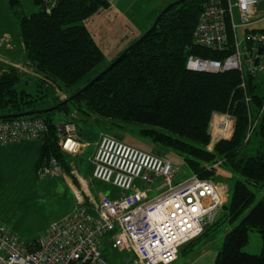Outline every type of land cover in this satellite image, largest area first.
Masks as SVG:
<instances>
[{"label": "trees", "instance_id": "obj_1", "mask_svg": "<svg viewBox=\"0 0 264 264\" xmlns=\"http://www.w3.org/2000/svg\"><path fill=\"white\" fill-rule=\"evenodd\" d=\"M6 1L18 21V35L32 70L26 74L10 67L0 73V116L57 107L32 116L43 119L49 128L41 141L37 170L54 158L70 173V156L60 150L59 140L61 125L74 124V114L83 120L110 121L117 129L129 128L139 138L175 153L202 179L228 183L236 178L232 186L226 185L228 203L203 234L221 222L236 224L224 235L215 264H264V195L258 194L264 190L263 79L248 71L205 73L186 67L190 57L223 62L234 55L235 36L228 18L223 50L196 46L193 32L203 0H187L169 10L145 40L87 86L123 52L102 66L105 55L83 24L107 9L111 0H60L49 13L42 0H31L38 7L31 14L21 10L20 0ZM247 32L264 33V29L245 28ZM244 43L250 50V44ZM56 113L64 117L63 123L54 121ZM223 114L233 118L232 135L217 140L209 150L210 121ZM218 160L232 177L206 169ZM249 231L260 235L258 255L242 251Z\"/></svg>", "mask_w": 264, "mask_h": 264}, {"label": "built area", "instance_id": "obj_2", "mask_svg": "<svg viewBox=\"0 0 264 264\" xmlns=\"http://www.w3.org/2000/svg\"><path fill=\"white\" fill-rule=\"evenodd\" d=\"M42 1L49 13L60 0ZM257 4L258 0H203L193 32L194 45L223 50L227 44V17L235 36V53L223 62L190 57L187 69L205 73L248 71L259 74L264 82V33L247 32L242 39L236 33L238 28L250 27ZM244 42L250 44V50H242ZM258 50L261 54L254 67ZM233 122L229 114L216 116L210 124L211 141L229 139ZM48 133L47 124L38 117L0 120V147L43 141ZM85 145L72 124L61 125L59 148L64 154L79 155ZM88 161L93 167L92 179L113 187L115 196L74 191L73 210L33 241H21L0 224V264H109L101 252L105 239L111 249L126 255L124 264H172L179 249L212 226L228 203L225 184L193 173L175 181L177 167L171 160L107 133L101 134ZM222 163L218 160L206 169L218 173ZM36 174L46 180L60 177L64 171L56 159L50 158ZM70 175L79 179L72 167Z\"/></svg>", "mask_w": 264, "mask_h": 264}, {"label": "crops", "instance_id": "obj_3", "mask_svg": "<svg viewBox=\"0 0 264 264\" xmlns=\"http://www.w3.org/2000/svg\"><path fill=\"white\" fill-rule=\"evenodd\" d=\"M171 1L173 0H111L109 7L98 14L99 20H97V24H108L109 26L117 24L120 28L119 31L122 36L119 38V41L113 45V51L115 52L118 50L115 56L119 52L125 50L132 40L141 37V35H143V33H145V31L150 27L153 15L161 9H164V7ZM256 16L257 14L255 13L251 19V25L253 23L260 22L256 19ZM104 21L107 23H103ZM18 33L19 29L17 19L10 12L7 1L0 0V73L6 71L10 67H14L19 69L21 73L31 74L32 69L25 59L23 46ZM123 44L124 46L121 47ZM109 54H111V52H109ZM215 115H217V113L213 116ZM59 123L62 122L60 121ZM209 132L211 135L210 128ZM77 136L79 137V135ZM85 144H87L85 145V148H88L89 143ZM96 144L93 150L91 148V154L88 158H86V160L94 155ZM210 144H213V142L211 141ZM40 148V140L0 147V224L6 226L7 228L10 223L8 219H6L5 211L1 202L8 199L9 195L13 192L21 193L22 190L29 193L31 191V194H33L32 197H37L38 199L41 195H45V190L47 189L53 193L55 203L61 205L67 214L74 208H72L74 191L84 190L85 192L92 194L91 189L93 181L97 180L92 179V177L89 179L82 177L78 166L72 160V158L77 156H84L85 153H83V151L85 149L79 155L73 157L70 156L69 167L76 170L79 179L70 175V173L64 172V174L60 177L40 180L36 174ZM159 155L160 157H169L182 162V160L176 157L173 152L169 155L158 154L157 156ZM60 189H62L63 193L58 196L56 195V192ZM116 193L117 191L113 190L108 193V196L113 197ZM38 201L40 202L39 199ZM62 213L64 212L62 211ZM65 213L60 217L62 218L64 215H67ZM10 232L13 231L10 230ZM210 232L211 231L203 234L191 245L183 247L184 249L181 248V252L179 253L177 260L172 264H215L217 256L216 253L220 250L213 251L211 249V244L215 240L217 241V239L220 241L222 236L224 238L226 232L218 238L214 236L215 233L212 234ZM13 234L16 235L14 232ZM185 248L189 250L185 251ZM209 252H211L212 255L209 254Z\"/></svg>", "mask_w": 264, "mask_h": 264}, {"label": "rangeland", "instance_id": "obj_4", "mask_svg": "<svg viewBox=\"0 0 264 264\" xmlns=\"http://www.w3.org/2000/svg\"><path fill=\"white\" fill-rule=\"evenodd\" d=\"M20 2H21V10H23L25 14H31L38 10V7L35 6L31 0H20ZM104 10L105 9L100 10L96 15H94L93 17H91L90 19L86 20L83 23L88 29V31L91 33L97 45L104 52L106 59L102 66L106 65L107 62H109V60H111L112 57H115V54L118 50L114 52L113 45L117 43L119 41V38L122 36L121 32L119 31L120 28L117 26V24H112L110 26L108 24L106 25L97 24V20H99L98 14ZM255 13L257 14L256 19L261 21L250 25V27L248 28L249 31L264 29V0H259V4L256 6ZM235 22L238 23L237 17H235ZM103 23H107V22L104 21ZM236 33L238 37L241 39L245 34V29L238 28ZM122 46H124V44L121 45V47ZM245 47L246 44L243 43L242 49H245ZM109 52H111V54H109ZM52 118L56 122H60V121L62 123L64 122V117L59 113L53 115ZM72 118L75 119L74 120L75 123L72 125L74 126L77 135H79L80 137L79 140L84 144L89 143V147L85 148V150L83 151V153H85L84 156H77L75 158H72L73 162L78 166L80 175L86 179H89L91 177L93 170V167L90 165L89 161L86 160V158H88L89 155L91 154V148L92 150L93 148H95L94 146L99 141L102 133H107L108 135L114 137L115 139H118L122 142H126L131 146L143 149L151 154L169 155L172 153V151L164 149L159 145H155L147 139L139 138L137 133L135 131L129 130V128L128 129L114 128L111 125L110 121L101 120L98 117L84 118L83 120V118H80V116L76 114H74ZM213 135L216 138H220V136L216 131H213ZM176 157L180 159L179 156L176 155ZM168 159L171 161L177 160V159H171L169 157ZM174 163L173 164L176 167H178L175 181L179 182L191 175V171L189 170V168H187V166L183 162H179L177 160ZM219 174H225L227 176L232 177L229 171H227L225 168L221 169ZM235 180L236 178L234 177L230 181L228 180V183L222 179H220L218 182H222L225 185L229 184L230 186H232ZM156 184L157 183H155L154 186ZM139 187L142 189V186ZM250 189L254 190V188L252 187ZM113 190L115 189L108 184H105L100 181H93L91 192H92V196H97L99 193L108 196V193ZM62 193H63L62 189H60L56 192V195L60 196L62 195ZM258 194L260 197H262L264 195V190L263 189L259 190ZM32 196L33 194H31V191L29 193H26L25 191L21 190V193L13 192L9 195L8 199L1 202V205L3 206L5 211L6 219H8L10 223L8 228L17 235V236L15 235L16 237H18L21 241L24 242L38 239L45 232L44 231L42 233V231L45 228H47L51 223L55 222L56 220L57 221L60 220L61 218L60 216L66 212L61 205L55 203L53 193L47 189L45 190V195H41L40 197H38L40 202L38 201L37 197H32ZM258 199L259 198H256V201ZM72 204L71 205L73 208L75 206L74 199ZM62 211L64 213H62ZM235 225L236 224L232 225L221 222L220 225L218 224L215 225V227L211 229L210 233L212 234L215 233L214 236L218 238L222 236L224 232H228L229 230H231ZM222 241H223V236L220 241L217 239V241L215 240L211 244L212 247L211 249L213 251L220 250ZM185 246L186 245L182 246V248ZM261 246L262 243H261L260 235L256 231H249L248 243L243 247L242 251L247 254L258 255L261 252ZM186 250L187 248H185V251ZM101 252L103 253V257L109 264H124L123 262L125 260L126 255L124 253H119L111 249L106 243V239L104 240V245L101 247ZM209 254L212 255L211 252H209Z\"/></svg>", "mask_w": 264, "mask_h": 264}, {"label": "water", "instance_id": "obj_5", "mask_svg": "<svg viewBox=\"0 0 264 264\" xmlns=\"http://www.w3.org/2000/svg\"><path fill=\"white\" fill-rule=\"evenodd\" d=\"M187 0H176L173 1L171 3H169L168 5H166L164 7V9H162V11H160V13L157 15V17L155 18V20L153 21L152 25L145 31V33H143V35H141V37H139L134 43H132L131 45H129L125 50H123V52L116 58V60L111 63L102 73H100L95 79H93L87 86L93 84L97 79H99L102 75H104L108 70H110V68H112L113 65H115L116 63H118L122 58H124V56L131 50H133L136 46H138L143 40H145L156 28L158 22L161 20V18L169 11L171 10L173 7L185 2ZM261 54V50L257 51L256 57H255V61H254V67L257 66L258 63V59L259 56ZM86 86V87H87ZM85 87V88H86ZM84 90V89H82ZM78 94V93H77ZM77 94H75L74 96L70 97L69 99L63 101L61 103V105L66 104L69 100L73 99ZM57 109V107H53V108H49V109H43V110H39V111H29V112H24L22 114H16V115H9V116H0V120H6V119H16V118H23V117H32L34 115H39V114H44L47 112H51L53 110Z\"/></svg>", "mask_w": 264, "mask_h": 264}, {"label": "bare ground", "instance_id": "obj_6", "mask_svg": "<svg viewBox=\"0 0 264 264\" xmlns=\"http://www.w3.org/2000/svg\"><path fill=\"white\" fill-rule=\"evenodd\" d=\"M258 4H259V0H258ZM258 4H257V5H258ZM177 168H178V167H177Z\"/></svg>", "mask_w": 264, "mask_h": 264}]
</instances>
